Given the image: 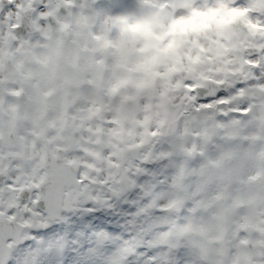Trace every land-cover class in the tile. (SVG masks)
<instances>
[{
  "label": "snow or ice",
  "instance_id": "1",
  "mask_svg": "<svg viewBox=\"0 0 264 264\" xmlns=\"http://www.w3.org/2000/svg\"><path fill=\"white\" fill-rule=\"evenodd\" d=\"M0 264H264V0H0Z\"/></svg>",
  "mask_w": 264,
  "mask_h": 264
}]
</instances>
